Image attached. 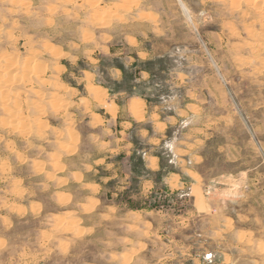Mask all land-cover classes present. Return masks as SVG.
<instances>
[{"label": "rangeland", "instance_id": "1", "mask_svg": "<svg viewBox=\"0 0 264 264\" xmlns=\"http://www.w3.org/2000/svg\"><path fill=\"white\" fill-rule=\"evenodd\" d=\"M263 1L0 0V264H264Z\"/></svg>", "mask_w": 264, "mask_h": 264}, {"label": "trees", "instance_id": "2", "mask_svg": "<svg viewBox=\"0 0 264 264\" xmlns=\"http://www.w3.org/2000/svg\"><path fill=\"white\" fill-rule=\"evenodd\" d=\"M113 90V88H111Z\"/></svg>", "mask_w": 264, "mask_h": 264}, {"label": "bare ground", "instance_id": "3", "mask_svg": "<svg viewBox=\"0 0 264 264\" xmlns=\"http://www.w3.org/2000/svg\"><path fill=\"white\" fill-rule=\"evenodd\" d=\"M264 2V1H263Z\"/></svg>", "mask_w": 264, "mask_h": 264}]
</instances>
